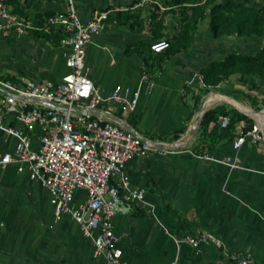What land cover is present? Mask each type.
<instances>
[{
    "label": "crops",
    "instance_id": "1",
    "mask_svg": "<svg viewBox=\"0 0 264 264\" xmlns=\"http://www.w3.org/2000/svg\"><path fill=\"white\" fill-rule=\"evenodd\" d=\"M4 1L15 15L37 24L67 9L63 0ZM138 3L76 0L84 23L96 13H109L103 31L87 48L86 64L96 86L106 95L116 86L135 88L143 66L155 79L154 93L142 98L135 114L112 106L102 109L115 120H123L142 138L158 142L163 152L135 158L126 169L130 187L144 190L145 199L135 205L131 215H118L113 220L123 261L238 264L236 256L251 254L252 264H264V120H252V114L244 113L242 104L232 99L240 114L260 128L261 142L247 139L242 150L234 152L233 142L247 127L243 121L232 139L220 137L219 130L211 134L215 124L208 130L211 136L204 137L199 124L184 146L170 148L185 138L197 118L195 112L204 105L203 100L196 105L200 97L196 78L209 64L243 54L237 47L246 38L214 39L209 10L198 20L205 4L200 0H159L160 7L136 8ZM159 40L169 41L173 49L182 42L188 47L176 55H153L149 47ZM64 73L58 47L35 33L20 40L0 38V76L58 81ZM235 79L237 76L231 77L216 89L224 97L219 96L218 101L228 103L230 97L225 92L237 87ZM254 83L261 90L264 87V82ZM246 96L250 102L258 98L253 92ZM220 106L232 111L225 104ZM183 128L185 133L176 141L174 136ZM12 144L0 135V151ZM227 156L238 157L242 169L231 171L224 166L221 161ZM204 233L221 239L222 248L196 252L176 242L186 235ZM94 251L93 242L74 221L55 219L49 194L39 183L19 173L15 165L0 170V264H105Z\"/></svg>",
    "mask_w": 264,
    "mask_h": 264
},
{
    "label": "built area",
    "instance_id": "2",
    "mask_svg": "<svg viewBox=\"0 0 264 264\" xmlns=\"http://www.w3.org/2000/svg\"><path fill=\"white\" fill-rule=\"evenodd\" d=\"M63 1L65 11L37 24L15 15L0 0V38L20 40L33 32L56 35L66 68L58 81L0 76V135L13 143L0 151V170L15 165L19 173L28 174L49 194L55 219L70 218L93 242L96 258L104 259L105 264H125L113 220L118 215H131L135 205L145 199L144 190L130 187L126 169L135 158L163 152L158 142L135 135L116 120L90 113L107 114L103 107L112 106L135 114L142 98L156 85L143 66L135 88L116 86L108 95L98 88L86 64L87 48L103 31L109 13H96L84 23L76 0ZM143 6L160 7L159 0H139L136 8ZM169 48L167 40L150 46L153 55L164 54ZM199 79L202 83V75ZM230 123V116L217 120L221 129ZM247 139L261 142L260 128L240 132L232 144L234 152L239 153ZM199 158L214 161L208 155ZM221 163L231 171L242 169L236 156H227ZM176 242L196 252L223 246L222 240L210 233L186 235ZM236 260L252 264V255H238Z\"/></svg>",
    "mask_w": 264,
    "mask_h": 264
},
{
    "label": "trees",
    "instance_id": "3",
    "mask_svg": "<svg viewBox=\"0 0 264 264\" xmlns=\"http://www.w3.org/2000/svg\"><path fill=\"white\" fill-rule=\"evenodd\" d=\"M207 9L210 13V27L214 39L218 40L231 36L238 38H264V7L258 9L246 0H209L201 9L198 20L204 19ZM193 13H195V10ZM33 33L37 37L51 42L55 47L60 45V39L56 35H47L43 32ZM186 47H188L187 43L182 42L181 45L179 44L173 49L170 43L169 50L164 54L176 55L182 48L185 49ZM149 52L152 54L150 47ZM201 75L205 88L203 95H208L211 90L217 89L234 76L239 77L240 82L245 87H251L256 90L258 86L254 81L264 82V48L255 55L231 54L221 61L209 64L207 68L202 70ZM257 99L252 98L251 101L257 104L259 101ZM201 100L202 95L196 99L197 106L201 103ZM262 103L264 104V99ZM220 116L231 117V123L227 129H221L217 125V120ZM243 121L247 123L244 132L253 129V121L247 116L238 112L227 111L225 107L218 106L205 113L200 127L202 136L210 137L212 133L218 134L219 130L220 137H230L232 139L236 126ZM212 124H215V128L209 134L208 130ZM185 131L186 128H183L174 136V139L176 141L179 140Z\"/></svg>",
    "mask_w": 264,
    "mask_h": 264
},
{
    "label": "rangeland",
    "instance_id": "4",
    "mask_svg": "<svg viewBox=\"0 0 264 264\" xmlns=\"http://www.w3.org/2000/svg\"><path fill=\"white\" fill-rule=\"evenodd\" d=\"M242 1H245V0H242ZM246 1L250 2V4L252 6H254V7L258 8V9L264 7V0H246ZM241 43L242 44L239 45L237 47V49L240 48L241 51L243 52V54H245V55L246 54L247 55H249V54H255L256 52L260 51L261 48H264V38H248V39L246 38L245 40H242ZM233 50H235V49H233ZM226 51L228 52V47L226 48ZM86 62H87V60H86ZM151 76H152V74H151ZM151 79L153 81L155 80L154 77H152ZM196 79H197L198 85H199L198 86L199 94H200V96L202 95V100L204 101V104L208 100H210V99H215V98L217 99V98L223 97V95H220L219 90H216V89L211 90V92L208 95H203L202 93H203V90L205 88L201 84V81H200L199 77H197ZM235 80H236V86L237 87L232 88V90L228 89V91L230 90V92H228V91L225 92V93H227V96L230 97V99L227 100L228 103H226V102L223 103L222 101H217L214 104H212L207 109V111H209L211 109H214V108L220 106L221 104H225L228 107L232 108V112L241 113L240 109L237 108L233 103H231L232 102V99H233V100L238 101L239 103L242 104V105H240V108L242 109V111H244L245 109H247V107L253 109V111L257 114V116L256 115H254V116L253 115H250L251 118H252V120L254 119L256 121H262V115H264V104L262 103V100L264 99V87H262V90L260 89L261 87H258V89H256L258 92H255L256 90L252 89L251 87H245L240 82L239 77H237V79H235ZM236 89H238V90H236ZM251 92H253L256 95H258V99L257 100H259L261 102L259 104V106H256L255 103L250 102L248 100V98H247L246 95L249 94V93H251ZM153 93H154V91L149 96H151ZM259 101H258V103H259ZM202 109H203V107H202ZM200 112H201V108L200 109H197V111L195 112V114H197V116H198L200 114ZM244 113H247L248 115L250 114V113H248L246 111ZM202 120H203V118L199 121V124L202 123ZM191 121H192V118L188 119L186 122L188 124Z\"/></svg>",
    "mask_w": 264,
    "mask_h": 264
},
{
    "label": "water",
    "instance_id": "5",
    "mask_svg": "<svg viewBox=\"0 0 264 264\" xmlns=\"http://www.w3.org/2000/svg\"><path fill=\"white\" fill-rule=\"evenodd\" d=\"M209 101L210 100H208L207 103L204 104L203 109L201 110V112L197 116V118L195 119V122H194L192 128L189 130V132L187 133L185 138H183L181 141H179L176 145L171 146L170 147L171 149H179V148H181L182 146L185 145L187 140L190 139L193 136V133H194L195 129L199 126V120H201L204 117L205 113L207 112V109L209 108L208 107V102ZM90 114H91V116H94V117H96V116H104V117L109 118L111 120H115V118L111 114H103V113H100V112H91ZM116 121L119 122L121 125L125 126L130 131H132L135 135H137L135 133V131L133 129H131L123 120L117 119ZM137 136H139V135H137ZM139 137H141V136H139Z\"/></svg>",
    "mask_w": 264,
    "mask_h": 264
},
{
    "label": "bare ground",
    "instance_id": "6",
    "mask_svg": "<svg viewBox=\"0 0 264 264\" xmlns=\"http://www.w3.org/2000/svg\"><path fill=\"white\" fill-rule=\"evenodd\" d=\"M220 98H215V99H210V101L208 102V107H210L212 104H214L215 102H217ZM244 111L250 113L253 115V113L247 108ZM264 120V118H262V121ZM200 121V120H199Z\"/></svg>",
    "mask_w": 264,
    "mask_h": 264
}]
</instances>
